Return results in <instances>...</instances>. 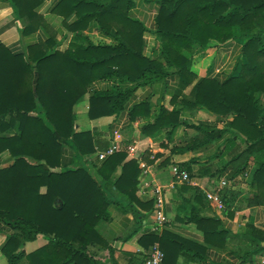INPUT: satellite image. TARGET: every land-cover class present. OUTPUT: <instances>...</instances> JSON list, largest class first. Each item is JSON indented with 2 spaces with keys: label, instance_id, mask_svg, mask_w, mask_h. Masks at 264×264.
Segmentation results:
<instances>
[{
  "label": "trees",
  "instance_id": "1",
  "mask_svg": "<svg viewBox=\"0 0 264 264\" xmlns=\"http://www.w3.org/2000/svg\"><path fill=\"white\" fill-rule=\"evenodd\" d=\"M8 1L24 22V34L45 25L36 10L44 0ZM136 1L56 0L52 11L64 17L66 29L73 33L64 51L57 49L55 35L48 40V48L31 44L27 54L12 53L0 44V73L9 74L0 75V122L17 124L16 133L0 136V152L9 149L13 156L7 166L0 159V220L15 230L2 249L9 264L23 258L28 264H123L98 231V223L111 218L112 205L138 219L145 216L141 208L150 211L153 207L152 201L144 203L137 195L138 158H128L122 150L97 164L90 158L97 151L92 132L76 129L75 105L98 80L112 84L91 93V119L119 114L135 92L157 76L174 73L182 88L195 82L191 96H184L183 106L204 109L227 121L223 130L207 129V136L233 134L226 149L230 154L241 150L231 160L238 163L232 177L251 175L254 191L248 203L264 204V106L259 99L264 93V0H146L159 4L156 33L162 51L154 58L144 54L146 26L130 13ZM72 16L75 18L69 21ZM93 27L110 42L95 44L83 34ZM234 40L244 41L234 72L223 81L212 76L199 78L194 62L206 56L209 44L228 45ZM14 74L22 78H14ZM12 80L18 89L1 87ZM184 107L170 111L161 106L154 114L153 104L146 98L132 105L129 114L131 121L146 119L142 125L145 135L157 136L167 129L170 136L177 126L187 124L181 118ZM64 146L73 149L76 162L83 163L58 170ZM251 157L256 167L250 174ZM197 162L192 160V164ZM186 169L191 177L195 175L191 165ZM193 218L207 243H225L219 219ZM250 228L257 232V241L264 240L262 230ZM40 234L48 242L26 254L22 249L26 241ZM141 240L149 250L160 243L165 253L162 264H175L184 246L194 250L192 260L205 258L203 246L170 232L160 236L148 231ZM94 245L108 249L110 256L97 259L90 250ZM125 256V264H147L148 253L142 258L130 252Z\"/></svg>",
  "mask_w": 264,
  "mask_h": 264
},
{
  "label": "crops",
  "instance_id": "2",
  "mask_svg": "<svg viewBox=\"0 0 264 264\" xmlns=\"http://www.w3.org/2000/svg\"><path fill=\"white\" fill-rule=\"evenodd\" d=\"M55 2L56 0H44L36 8L46 23L38 27L36 31L24 34V22L16 15L12 4L8 0H0V44H4L12 53L27 54L31 44L37 43L48 48V40L55 35L57 36V49L66 50L73 39V33L66 29L64 17L52 11ZM158 9L159 4L156 1L137 0L130 12L147 28L144 54L150 58L160 55L162 51V42L156 33ZM74 18V16L70 17L69 21ZM83 34L89 36L95 44L110 42L94 27L92 30H84ZM243 43V40H234L228 45H222L212 41L206 49V56L195 60L194 71L199 78L212 76L222 81L225 80L234 72L236 62L241 57ZM0 75L9 74L1 72ZM14 75V78H22V76H18L21 74ZM24 76L30 77L27 74ZM20 81L21 89H23L24 80ZM3 83L1 87L13 89L17 87L18 89L15 80ZM194 83L182 88L179 77L174 73L157 76L151 83L140 87L119 114L91 119L88 116L91 93L93 90L104 89L112 84L108 80H98L75 105L76 129L92 132L97 151L105 149L113 141H117L122 146V150L127 152L128 158H138L141 171L138 176L137 195L144 203L153 202L150 211L148 208L140 209L145 216L139 219L133 214L123 213L116 205H112L110 207L111 218L102 220L97 225L102 237L109 241L115 250V257L123 264L127 262L125 252L133 253L137 258H142L144 254L148 253L150 246H147L141 237L149 230L151 216L149 214H152L155 207L154 191L156 186L166 187L165 206L169 217L166 228L159 235L162 236L165 232H170L204 247L202 251L205 258L196 260H192L190 257L194 250L185 246L181 247L175 264H264V240L257 241V232L250 228V226H254L264 232V204L251 205L248 203V198L254 191L249 183L251 175L245 178L242 175L232 177L238 163L231 162V160L241 150L239 148L236 151L233 150L231 154L228 153L225 144L233 134L225 132L213 137L207 136V129L223 130L226 128L227 121L218 120L214 114L204 109L183 106L182 100L185 95L191 96ZM146 98L151 100L154 114L161 106L170 111L184 107L181 118L187 124L177 126L170 136L167 134V129L157 136L145 135L142 132V125L146 119L139 117L131 121L129 111L132 105ZM259 99L264 106V93L259 95ZM79 115L82 118H77ZM0 123V136H10L16 133L17 124L13 126L7 122ZM237 141L240 143L241 138H238ZM128 146H136L134 155L127 151ZM96 153L90 158L95 160ZM0 159L2 166L11 164L13 156L10 150L4 149L0 152ZM194 159L198 162L192 164ZM79 163L83 162H76L73 149L64 146L61 164L57 169H67ZM99 163L97 162V164ZM143 163L146 165V169L142 168ZM175 164L184 168L191 165L195 175L189 182L171 187L173 182L172 167ZM248 165L247 170L251 174L256 167L253 157L249 159ZM120 171L121 169L116 174L119 175ZM202 171L204 173H201ZM218 173L227 174L230 179L229 187L223 190V197L227 196L228 198L225 199L224 207L221 209L215 208L206 197V191L213 190L216 186L219 178ZM238 178H244L245 181L240 182L239 186H236V183L233 186L232 182ZM147 181L151 182V187H146L147 193H144V183ZM194 216L219 219L220 229L225 230V243L223 245L207 243L204 232L198 227ZM14 232L15 230L10 225L0 220V264H9L2 249L8 236ZM47 242L48 240L40 234L37 238L26 241L22 249L28 254ZM90 250L100 261L110 256L109 250L99 245L91 246ZM16 264H28V261L23 258ZM102 264L112 263L108 261Z\"/></svg>",
  "mask_w": 264,
  "mask_h": 264
},
{
  "label": "built area",
  "instance_id": "3",
  "mask_svg": "<svg viewBox=\"0 0 264 264\" xmlns=\"http://www.w3.org/2000/svg\"><path fill=\"white\" fill-rule=\"evenodd\" d=\"M220 72V69H218ZM127 151L134 155L136 152V146H128ZM122 151V146L117 141H113L111 145H109L105 149H99L95 155V160L97 162H101L108 158L109 156L113 155L115 152ZM142 168L146 169V165L143 163ZM172 176L173 182L171 183V187L176 185H181L191 180L190 172L178 165L175 164L172 167ZM248 176V174H247ZM230 185V179L228 178L227 174H223L218 178L216 182V186L213 190L206 191L207 199L214 205L215 208H223L224 207V197H223V190L228 188ZM146 187H151V182L147 181L144 183V193H147ZM165 186H156L155 187V207L152 211L150 216V221L148 225V231L155 232L160 234L165 228L168 223L169 217L166 213V197H165ZM165 258V253L162 250L160 244L156 242L152 248L148 252L147 257V264H162ZM264 262V261H263Z\"/></svg>",
  "mask_w": 264,
  "mask_h": 264
},
{
  "label": "rangeland",
  "instance_id": "4",
  "mask_svg": "<svg viewBox=\"0 0 264 264\" xmlns=\"http://www.w3.org/2000/svg\"><path fill=\"white\" fill-rule=\"evenodd\" d=\"M199 59H201V58H199ZM199 59H197V60H199ZM236 63H237V62H236ZM78 117H79V118H82L80 115L77 116V118H78ZM79 123H80V122H79ZM79 161H80V160H79ZM86 164H87V163H86ZM89 164H91V163H89ZM89 164H88V165H89ZM242 181H245L244 178H242V179L238 178L237 180H234V181L232 182V184H233V186H234V184L236 183V186H239V185H240L239 183L242 182ZM150 215H151V214H149V216H150Z\"/></svg>",
  "mask_w": 264,
  "mask_h": 264
}]
</instances>
